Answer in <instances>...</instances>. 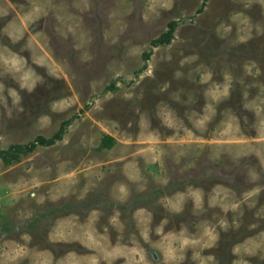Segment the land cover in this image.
I'll return each mask as SVG.
<instances>
[{
    "label": "rangeland",
    "instance_id": "obj_1",
    "mask_svg": "<svg viewBox=\"0 0 264 264\" xmlns=\"http://www.w3.org/2000/svg\"><path fill=\"white\" fill-rule=\"evenodd\" d=\"M204 2L0 0V148L71 121L0 159V264H264V0Z\"/></svg>",
    "mask_w": 264,
    "mask_h": 264
},
{
    "label": "trees",
    "instance_id": "obj_2",
    "mask_svg": "<svg viewBox=\"0 0 264 264\" xmlns=\"http://www.w3.org/2000/svg\"><path fill=\"white\" fill-rule=\"evenodd\" d=\"M206 1L203 4V7L206 5ZM179 23L173 21L169 24V29L167 32L162 34L158 39L152 42V46L158 47L161 45H169L174 39L175 32L178 29ZM146 60H149L151 54L145 55ZM71 121H66L60 128V130L50 139L44 137H38L34 142L27 144V145H13L10 147L9 150H2L0 148V159L6 165H12L15 162L20 160L21 154H27L28 152H33L38 146H52L56 144L58 141L63 140L65 132L70 125ZM114 143V138L111 136H107L103 140V146L106 148H111Z\"/></svg>",
    "mask_w": 264,
    "mask_h": 264
}]
</instances>
